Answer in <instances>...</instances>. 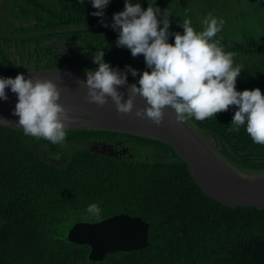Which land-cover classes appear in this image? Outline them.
<instances>
[{"label":"trees","instance_id":"1","mask_svg":"<svg viewBox=\"0 0 264 264\" xmlns=\"http://www.w3.org/2000/svg\"><path fill=\"white\" fill-rule=\"evenodd\" d=\"M9 1L6 24L0 25V77L53 68L95 71L97 50H103L104 61L113 69L151 71L143 55L133 57L129 49L117 46L119 33L111 25L125 0H110L103 17L93 15L99 10L91 0ZM216 1L225 4H216L219 10L224 6V12L213 5L196 6L184 19L197 31L203 30L202 20L209 13L223 19L214 39L226 52H235L234 63L242 65L236 90L259 88L264 93V0ZM149 5L141 4L144 10ZM174 8L180 11V6ZM184 19L175 26L170 23L169 43L174 44L173 33L183 34ZM36 32L42 34L32 36ZM55 38L75 43L70 48L75 52L42 46ZM127 75L138 84L139 76ZM237 110L232 106L204 121H187L236 172L264 176V145L252 141L246 126L229 131ZM110 138L130 141L132 157L113 158L82 147L86 141ZM63 154L60 164L50 160ZM93 203L102 210L99 217L85 212ZM123 213L149 224L147 248L110 253L93 262L88 245L68 240L76 223ZM0 264H264V210L232 208L211 199L175 150L153 137L73 128L62 146L0 124Z\"/></svg>","mask_w":264,"mask_h":264},{"label":"clouds","instance_id":"2","mask_svg":"<svg viewBox=\"0 0 264 264\" xmlns=\"http://www.w3.org/2000/svg\"><path fill=\"white\" fill-rule=\"evenodd\" d=\"M81 2V0H80ZM99 11L94 16L103 17L110 0H91ZM162 16V19L158 17ZM111 27L117 30V46L130 50L133 57L143 55L147 68L140 74L127 66L125 72L113 69L104 61L103 50H97L93 62L95 71L87 70L86 103L105 106L109 98L121 115L148 119L156 126L164 121L165 108L176 115L177 122L194 117L204 121L236 106L229 131L246 126L252 141L264 145V93L254 90H236L242 65L234 63L235 52H226L221 41L214 39L222 31L225 21L209 13L203 18V30L197 31L190 19L182 22L183 34L173 33L174 44L169 43L170 13L149 5L143 10L139 3L125 0L122 12L114 14ZM163 25L161 28L160 25ZM108 27L107 24L104 25ZM139 76L138 84H128V75ZM127 87L125 94L117 90ZM18 97L13 115L19 117L18 126L24 135L44 139L53 145L66 143L70 116L61 106L62 90L52 80L25 78H0V100L7 101L6 89ZM141 97L146 106L136 108V98ZM85 212L99 217L101 208L90 204Z\"/></svg>","mask_w":264,"mask_h":264},{"label":"water","instance_id":"3","mask_svg":"<svg viewBox=\"0 0 264 264\" xmlns=\"http://www.w3.org/2000/svg\"><path fill=\"white\" fill-rule=\"evenodd\" d=\"M36 35L39 34L32 36ZM72 45L53 41L44 47L60 49L61 53L69 54L75 52L68 50ZM19 74H23L26 79L31 77L34 80H52L57 84L62 90L59 103L68 110L70 116L68 129L122 131L161 140L170 145L186 163L190 176L205 195L232 208L253 207L264 210V176L246 177L236 172L215 154L187 120L177 122L176 115L170 108H165L164 121L160 126H156L148 119L136 118L135 110L131 115L121 116L110 98L103 107L86 103L87 88L81 83L87 80L85 70L64 68L29 70L0 78L14 79ZM128 84L133 83L128 81ZM117 90L124 93L127 99V87H118ZM6 94L8 100H0V124L20 128L17 124L19 117L7 111L15 109L18 97L10 88L6 89ZM144 106L145 101L137 97L136 108ZM215 142L218 144L216 139ZM226 143L231 149L230 144L227 141ZM148 231L149 224L141 217L123 213L95 223H76L69 230L68 240L77 245H88L89 259L101 262L110 253L147 248Z\"/></svg>","mask_w":264,"mask_h":264},{"label":"flooded vegetation","instance_id":"4","mask_svg":"<svg viewBox=\"0 0 264 264\" xmlns=\"http://www.w3.org/2000/svg\"><path fill=\"white\" fill-rule=\"evenodd\" d=\"M9 0H0V18H1V23L0 25H5L6 22L4 21V13L9 11ZM34 34H42L41 32H36ZM3 37H13V36H7L3 35ZM31 37V35L27 36ZM61 42V43H68V44H73L71 47H74L76 44L73 42H68L64 41L61 39H53L50 42ZM49 42V43H50ZM47 44V43H46ZM45 44L42 46L44 47ZM69 47L68 50H71ZM45 48V47H44ZM53 50H58L61 51L60 49H53ZM82 147L84 149H88L91 152H95L97 154L105 155L108 157H113V158H123V157H132V152H133V147L130 145V141L127 139H119V138H110V139H93L90 141H86ZM43 152H40L42 154ZM109 154L113 156H109ZM66 154L61 155L60 159H50L54 163H62L65 160Z\"/></svg>","mask_w":264,"mask_h":264},{"label":"rangeland","instance_id":"5","mask_svg":"<svg viewBox=\"0 0 264 264\" xmlns=\"http://www.w3.org/2000/svg\"><path fill=\"white\" fill-rule=\"evenodd\" d=\"M132 1H133V4L141 2L140 3V5H141L142 2H144L146 4L154 5L155 7H158V8L161 9V13H163L166 10H168V12L170 13V23L172 25H174V26L177 25L179 22H181L182 19L185 18V13L186 12H188V11L191 12L190 11L191 7L196 9V6H198V7L200 6V8L201 7L209 8V7H213L214 6V8H215L216 4L217 5H225L223 2H218L216 0H191L192 1L191 2L192 5L190 7H188L189 0H132ZM179 2L181 4H183V7H181ZM175 6H180V11L179 12L174 8ZM142 9H143V7H142ZM224 9H225V7L223 6L222 8H220V10L217 8L216 11L224 12L223 11ZM10 113H13V112H10ZM209 144L210 145L212 144L211 141L209 142ZM214 144H215V147H218V144L216 142H214Z\"/></svg>","mask_w":264,"mask_h":264},{"label":"bare ground","instance_id":"6","mask_svg":"<svg viewBox=\"0 0 264 264\" xmlns=\"http://www.w3.org/2000/svg\"><path fill=\"white\" fill-rule=\"evenodd\" d=\"M89 107V106H88ZM93 107H90V109H92Z\"/></svg>","mask_w":264,"mask_h":264}]
</instances>
